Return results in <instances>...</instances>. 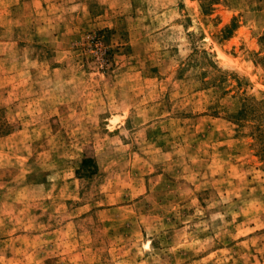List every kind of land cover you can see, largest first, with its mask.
Returning <instances> with one entry per match:
<instances>
[{
	"label": "rangeland",
	"instance_id": "1",
	"mask_svg": "<svg viewBox=\"0 0 264 264\" xmlns=\"http://www.w3.org/2000/svg\"><path fill=\"white\" fill-rule=\"evenodd\" d=\"M0 264H264V0H0Z\"/></svg>",
	"mask_w": 264,
	"mask_h": 264
}]
</instances>
